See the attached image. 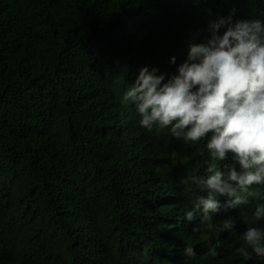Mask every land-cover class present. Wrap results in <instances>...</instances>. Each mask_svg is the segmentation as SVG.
I'll return each mask as SVG.
<instances>
[{"label": "trees", "instance_id": "trees-1", "mask_svg": "<svg viewBox=\"0 0 264 264\" xmlns=\"http://www.w3.org/2000/svg\"><path fill=\"white\" fill-rule=\"evenodd\" d=\"M245 1L0 0V264H264L236 252L264 229V185L237 209L220 198L213 229L231 217L234 230L188 221L207 193L181 178L210 175L203 141L149 132L121 103L142 65L182 50L202 8ZM216 163L226 174L231 157Z\"/></svg>", "mask_w": 264, "mask_h": 264}, {"label": "clouds", "instance_id": "clouds-1", "mask_svg": "<svg viewBox=\"0 0 264 264\" xmlns=\"http://www.w3.org/2000/svg\"><path fill=\"white\" fill-rule=\"evenodd\" d=\"M264 8L263 0H246L243 7L225 12L201 9L195 34L188 33L182 50L169 57L166 68L142 65L135 82L124 91L121 103L135 105L138 124L169 133L185 144L203 141L210 160L205 178L190 175L182 183L195 185L198 195L185 213L199 218L213 231H231L236 220L228 217L213 229L212 214L237 209L258 195L254 185H264ZM181 31V30H179ZM142 60L140 62H143ZM134 109H132L133 111ZM227 173L216 162L227 161ZM254 216L264 219V204ZM197 226L193 231H196ZM236 252L244 260L264 257V229L249 227ZM212 254L216 255L215 250ZM185 255H196L186 246Z\"/></svg>", "mask_w": 264, "mask_h": 264}, {"label": "rangeland", "instance_id": "rangeland-1", "mask_svg": "<svg viewBox=\"0 0 264 264\" xmlns=\"http://www.w3.org/2000/svg\"><path fill=\"white\" fill-rule=\"evenodd\" d=\"M130 105H131V107H130L131 110L136 108L134 104L130 103Z\"/></svg>", "mask_w": 264, "mask_h": 264}]
</instances>
